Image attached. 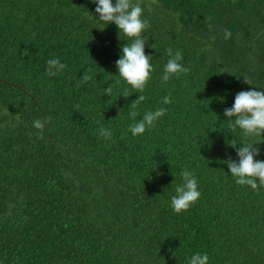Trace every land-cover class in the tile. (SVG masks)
Instances as JSON below:
<instances>
[{
	"label": "trees",
	"instance_id": "16d2710c",
	"mask_svg": "<svg viewBox=\"0 0 264 264\" xmlns=\"http://www.w3.org/2000/svg\"><path fill=\"white\" fill-rule=\"evenodd\" d=\"M139 2L152 65L142 93L115 64L131 39L93 0H0V264H188L195 253L264 264V187L237 185L224 163L245 142L264 161V134L244 137L223 115L240 91L264 90V0ZM168 48L190 71L165 83ZM50 58L65 65L53 77ZM139 95L136 120L167 111L133 136ZM45 118L41 133L33 121ZM185 169L201 195L177 214Z\"/></svg>",
	"mask_w": 264,
	"mask_h": 264
},
{
	"label": "clouds",
	"instance_id": "9594fccd",
	"mask_svg": "<svg viewBox=\"0 0 264 264\" xmlns=\"http://www.w3.org/2000/svg\"><path fill=\"white\" fill-rule=\"evenodd\" d=\"M96 4L95 13L99 20L106 25L115 24L118 28L119 35L122 33L131 39V43L122 45V54L115 62L118 69V76L125 81L137 93H142L148 80L151 77L152 65L150 63L151 55L145 54L146 41L142 36L145 29L150 27L148 20L142 19L143 8L139 0L133 3V0H93ZM151 10V5H148ZM231 37V33L226 29L224 31V39ZM215 39V37H213ZM169 59L163 69L162 81L167 82L173 76H179L181 73L187 74L190 69L184 67L181 63L183 56L180 50L173 52L171 48L166 49ZM29 50L25 49L22 55L28 56ZM46 75L53 77L63 71L65 65L59 58H50L47 62ZM91 70L86 71L81 82L87 83L93 79L90 74ZM119 83V81H115ZM245 82L250 84L245 79ZM106 95L110 96L113 89L111 84L104 88ZM124 98L130 96L127 89L122 95ZM146 97L139 95L130 107L133 109L128 113L129 117L135 122L130 125L129 132L133 136L144 134L146 129L154 126L155 122L165 115L166 108H158L154 111H146L140 120H136L139 113L135 110L144 102ZM163 104L171 103V99L165 96ZM4 114H8V110H4ZM224 117L228 119L229 126L235 131L236 128L242 130L244 137H258L264 134V90H256L252 88L247 91H240L236 94L234 103L230 108H225ZM15 119L19 121V115L16 114ZM47 118L44 120L36 119L33 121V127L43 132ZM99 134L105 139H111V130L101 126L98 129ZM259 143V142H258ZM258 143H242L239 147L237 144H230L235 149L238 160L229 158L224 161L227 164L229 172L235 179V183L240 186H250L253 190L264 187V161L257 160L255 157L260 155L257 147ZM183 183L176 185L175 195L171 197V208L179 214L187 211L200 197L198 191V182L195 174L187 169L181 172ZM207 253H195L189 260L188 264H208Z\"/></svg>",
	"mask_w": 264,
	"mask_h": 264
}]
</instances>
